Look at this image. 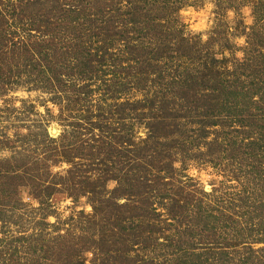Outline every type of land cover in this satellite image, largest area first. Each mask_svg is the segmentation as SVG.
<instances>
[{
    "label": "rangeland",
    "instance_id": "rangeland-1",
    "mask_svg": "<svg viewBox=\"0 0 264 264\" xmlns=\"http://www.w3.org/2000/svg\"><path fill=\"white\" fill-rule=\"evenodd\" d=\"M0 264H264V0H0Z\"/></svg>",
    "mask_w": 264,
    "mask_h": 264
},
{
    "label": "clouds",
    "instance_id": "clouds-1",
    "mask_svg": "<svg viewBox=\"0 0 264 264\" xmlns=\"http://www.w3.org/2000/svg\"><path fill=\"white\" fill-rule=\"evenodd\" d=\"M209 7H212V5H209ZM228 15L229 16H231L232 15V13L231 12H229L228 13ZM204 39H206V37H204ZM239 55H241L240 53H237V56H239ZM254 99H255V97H254ZM205 191H210V189L208 188V187H205ZM120 203H123L124 201L123 200H121V201H119ZM90 210V209H89ZM49 219L51 220L52 218L51 217H49Z\"/></svg>",
    "mask_w": 264,
    "mask_h": 264
}]
</instances>
